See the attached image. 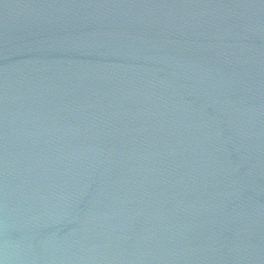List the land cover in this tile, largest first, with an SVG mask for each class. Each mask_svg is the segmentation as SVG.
<instances>
[{"label":"water","instance_id":"water-1","mask_svg":"<svg viewBox=\"0 0 264 264\" xmlns=\"http://www.w3.org/2000/svg\"><path fill=\"white\" fill-rule=\"evenodd\" d=\"M0 264H264V0H0Z\"/></svg>","mask_w":264,"mask_h":264}]
</instances>
